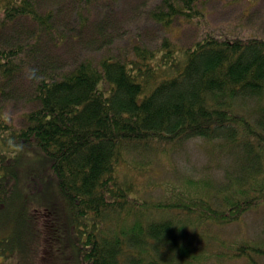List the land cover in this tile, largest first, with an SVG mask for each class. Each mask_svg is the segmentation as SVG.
Listing matches in <instances>:
<instances>
[{"label":"trees","instance_id":"1","mask_svg":"<svg viewBox=\"0 0 264 264\" xmlns=\"http://www.w3.org/2000/svg\"><path fill=\"white\" fill-rule=\"evenodd\" d=\"M118 1L0 0V101L29 105L16 127L0 104V257L262 264L264 217L251 237L221 233L264 205V38L217 33L210 0H157L147 13L133 3L134 15L161 31L201 23L199 37L178 47L138 35L131 52L110 54L127 21ZM196 137L227 158L221 176H187L146 198L140 173ZM25 153L44 161L27 190ZM53 188L58 199L34 207Z\"/></svg>","mask_w":264,"mask_h":264},{"label":"rangeland","instance_id":"2","mask_svg":"<svg viewBox=\"0 0 264 264\" xmlns=\"http://www.w3.org/2000/svg\"><path fill=\"white\" fill-rule=\"evenodd\" d=\"M157 0H119V10L125 13L126 23L123 25L125 32L123 38L111 47L110 54L119 55L124 50L132 47V42L139 39L138 35L143 38L144 42L159 46L164 34L169 40L178 47H184L193 43L203 29L201 23L190 21L187 22L183 18L175 20L173 26L167 30L161 31V26L146 23L142 13H133V3L137 4L140 11L146 12L156 3ZM208 10L207 19L209 24L217 33L222 35H240L243 37L257 36L264 38V0H210L207 3ZM122 18V17H121ZM122 18V19H125ZM72 48H64L63 53H70ZM62 53V49L60 50ZM131 52V51H130ZM99 53H96L98 55ZM108 54V52H107ZM103 55V54H102ZM26 83L22 85L24 87ZM25 96L12 98L6 101H0L3 105L4 118L8 123L16 127L23 124L22 113L26 111L29 105H25ZM2 141L0 135V142ZM208 141L203 138H192L185 141L181 145L172 148L168 156L161 155L160 162L154 163L146 174L140 173V186L147 190L145 197L149 200L157 198L164 194L163 185L165 183L175 182L181 183L185 177L193 176L194 178L214 177L218 178L222 174V164L227 161L226 157H220V148L207 145ZM174 149V150H173ZM26 161L22 162L21 175L23 177L24 188L28 189V182L32 180V176L37 169L44 167V161L40 156L34 153H25ZM218 174V175H217ZM154 182L156 184L154 185ZM161 184H157L160 183ZM38 206L42 201L55 202L59 195L56 188L51 189L46 197L39 192L36 194ZM32 206V204H31ZM264 217V205L257 209H251L242 215L238 223H233L226 229H223L221 235L225 239H233L235 237H251L258 233ZM49 247V246H48ZM198 251L203 250V246L196 248ZM209 250H217L208 248ZM219 249L228 250L225 246H219ZM15 255V253H11ZM29 254L21 257L22 264H28ZM257 260L264 264V256L257 257ZM18 257H0V264H16ZM46 260V258H45ZM208 264H249L245 260L238 262L228 261L223 258L221 262L214 258L206 261Z\"/></svg>","mask_w":264,"mask_h":264}]
</instances>
